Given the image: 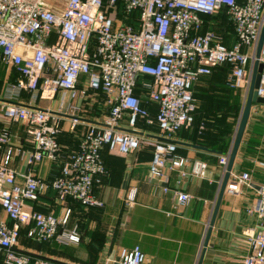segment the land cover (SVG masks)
I'll return each mask as SVG.
<instances>
[{
  "label": "built area",
  "instance_id": "2783aa9c",
  "mask_svg": "<svg viewBox=\"0 0 264 264\" xmlns=\"http://www.w3.org/2000/svg\"><path fill=\"white\" fill-rule=\"evenodd\" d=\"M0 0V61L19 74L8 82L0 95V119L26 125L33 148L22 151L13 146L8 127L0 130V264H56L36 258L17 248L19 225H33L27 236L38 240L67 243L76 241L74 232L57 226L63 217L33 210L27 201L37 200L40 193L52 188L59 201L73 199L86 207H101L94 185L106 175L101 152L128 154L143 146L151 147L148 164L150 176L166 180L165 169H178L187 163L175 154L171 136L194 119L197 104L192 88L201 75L212 68L229 64L230 85L243 89L250 83L255 48L264 22V0ZM224 9L232 23L236 41L230 47L211 30L201 31L202 15H213ZM128 19L134 21L129 23ZM243 47L246 50L243 51ZM263 63L258 96L264 98V41L259 57ZM140 76L150 77L142 89L147 101L156 104L154 116L135 93ZM52 99L59 95L55 109L34 108L11 101L21 91ZM88 91L100 93L107 105L102 119L83 121L81 108L67 102L84 97ZM68 115L70 127L84 125L78 147L63 155L57 135L59 120ZM125 118L130 130L120 129ZM156 124L157 136L135 132L139 122ZM21 153L27 166L44 159L63 160L58 174L45 181L31 170L16 171L10 162ZM229 151L220 154L221 178ZM254 164L264 174V161ZM207 164L193 161L190 174L204 178ZM251 173L230 171L225 191L240 193L251 187ZM178 205L191 196L163 185ZM137 188L130 186L124 196L125 206L135 203ZM255 204L248 209L257 217L255 229L244 233L247 251L239 264H264V182L256 189ZM202 245V244H201ZM122 264H149L139 245L121 248Z\"/></svg>",
  "mask_w": 264,
  "mask_h": 264
},
{
  "label": "crops",
  "instance_id": "0c3cea01",
  "mask_svg": "<svg viewBox=\"0 0 264 264\" xmlns=\"http://www.w3.org/2000/svg\"><path fill=\"white\" fill-rule=\"evenodd\" d=\"M202 19L201 31L208 30L211 25L217 29L226 23L230 31L226 35L228 39L223 38L222 43L228 47L234 44L236 37L230 20L229 23L224 19H213L212 15H202ZM210 19L213 20L212 24ZM242 49L245 51L246 47ZM229 68L227 64L217 65L212 68L210 75L199 77L192 88L197 104L194 119L190 125L181 127L171 136L177 146L175 154L187 159V163L181 167L185 175L182 176L178 169L166 168V180L152 178L148 169L151 159L149 146L128 154L110 153L104 147L101 156L107 172L101 182L94 185L95 195L103 202L101 207H86L73 199L59 201L52 188L40 193L37 200L27 201L31 209L51 213L58 218L70 209L66 222L57 226V234L62 231L74 232L77 240L67 243L59 242L56 238L38 241L27 236L33 223L20 224L17 248L56 264H122L119 261L120 249H130L134 245L141 247L149 264H197L200 257L201 264H239V258L247 251L244 233L251 232L257 224V217L250 214L248 209L256 202L258 185L264 182L262 170L254 164L256 160L264 161V104L254 103L251 106L232 165L234 172H250L252 185L244 187L238 194L224 191L208 245L203 250V240L219 193L222 168L218 164V157L230 151L237 127V124H230V113L226 110L230 106L226 96L230 92L226 91H234L228 90L225 85ZM1 74L12 78L8 82H15L19 78L14 68L0 61ZM149 80L150 77L140 76L135 93L141 97L150 115L154 116L157 106L147 101L141 85ZM239 91L244 101L245 93L241 88ZM92 93L88 91L84 97L67 100L82 109L79 117L83 121L99 119L94 118L95 113L89 111V107L96 104L94 97H90ZM58 97L57 94L52 99H44L39 94L23 90L11 101L34 108L55 109ZM58 126L60 132L57 138L61 153L65 155L77 149L84 125L79 124L72 129L69 116L63 115ZM3 127H8L11 132L14 147L22 151L33 148L27 127L22 122L0 119V130ZM120 129L130 130L125 118ZM131 130L152 136L159 133L156 124H137ZM193 161L207 164L204 178L190 174ZM62 162V158L57 162L44 159L30 167L25 164L21 153L17 152L10 167L16 171L31 169L36 176L49 182L58 174ZM132 185L137 188L136 199L128 207L124 205L123 199ZM163 185L187 192L191 196L190 201L178 205L169 194L162 192ZM0 214L8 225L12 224L1 208Z\"/></svg>",
  "mask_w": 264,
  "mask_h": 264
},
{
  "label": "water",
  "instance_id": "95a60500",
  "mask_svg": "<svg viewBox=\"0 0 264 264\" xmlns=\"http://www.w3.org/2000/svg\"><path fill=\"white\" fill-rule=\"evenodd\" d=\"M263 41H264V22L262 24L259 38H258L256 48H255V60L253 61V65H252L249 87L247 89L245 100H244L241 113H240V116L237 122V127H236L235 134L232 140L231 149L229 151V158H228V162L225 168V172H224V175L222 177V180H221V183L218 189V192H219L218 197H217L210 221L208 223V229L206 232L205 239L203 240V250H205L208 245L211 227L213 225V222H214V219H215V216H216V213H217L220 201H221V197L225 191V187L227 184L230 171L232 170L233 161L235 159V155H236L239 143L241 141L248 117H249L251 106L254 103L264 104V98L258 96L257 91H256V88L259 85L260 75L263 69V63L259 61ZM201 262H202V257L199 258L197 264H201Z\"/></svg>",
  "mask_w": 264,
  "mask_h": 264
},
{
  "label": "rangeland",
  "instance_id": "374dc122",
  "mask_svg": "<svg viewBox=\"0 0 264 264\" xmlns=\"http://www.w3.org/2000/svg\"><path fill=\"white\" fill-rule=\"evenodd\" d=\"M47 1H48V3L49 2L55 3L54 0H47ZM212 16H213V19L214 18H217L219 20L224 19L227 22H229L228 15L226 12H224V10L220 9L216 13H214ZM210 22L212 24L213 20L211 21V19H210ZM209 29L212 31L214 30L222 42H223V38H225L226 40L228 39V38H226V35H228V32L230 31V27L226 23H223L222 26L220 28H217V29L215 27H212V25H211V28H209ZM10 80H12V78L9 75L7 77H4V75H2V74L0 75V89H1V91L4 90L8 81H10ZM226 92H230L226 95L229 98V104H230V106L227 107L226 110L228 111V113H230V124L234 126L235 124H237L240 113H241V109H242L243 102H244L242 100L243 96L241 94V91H239V89H235L234 91H226ZM90 97H94L95 103H96L94 105V107H92V106L89 107L90 113L94 112L95 113V115H93L94 118L102 119L103 115L106 113V110H107V105L104 102V98L102 99L103 96L100 95V93H92ZM98 104L100 105L99 107H98ZM138 124L143 125V120H139ZM69 152H71V151H69Z\"/></svg>",
  "mask_w": 264,
  "mask_h": 264
},
{
  "label": "trees",
  "instance_id": "16d2710c",
  "mask_svg": "<svg viewBox=\"0 0 264 264\" xmlns=\"http://www.w3.org/2000/svg\"><path fill=\"white\" fill-rule=\"evenodd\" d=\"M128 22L134 24V21L131 20V19H128ZM221 65H224V64H221ZM227 65H229V64H227ZM229 66H230V65H229ZM211 72H212V70H211ZM211 72H210V74H211ZM230 72H231V67L229 68V74H228L227 79H226V84H225V85H226V88H227L228 90L239 89L238 87H233V86L230 85V79H229ZM210 74H208V75H210ZM192 93H193V92H192ZM143 94H144V90H143ZM193 97H194V96H193ZM194 99H195V98H194ZM195 102H196V99H195ZM78 203H79V202H78Z\"/></svg>",
  "mask_w": 264,
  "mask_h": 264
}]
</instances>
